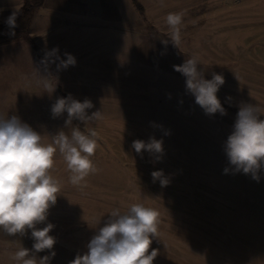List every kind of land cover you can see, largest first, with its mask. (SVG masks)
I'll list each match as a JSON object with an SVG mask.
<instances>
[{"label":"rangeland","instance_id":"obj_1","mask_svg":"<svg viewBox=\"0 0 264 264\" xmlns=\"http://www.w3.org/2000/svg\"><path fill=\"white\" fill-rule=\"evenodd\" d=\"M137 1L143 9L130 0L131 9L112 27L71 26L46 47L31 34L47 63L36 49L40 67L20 58L17 94L5 108L50 143L61 130L86 127L75 119L66 126V112L54 118L56 100L69 94L90 100L87 115L102 113L87 125L97 132L91 160L98 171L73 185L57 152L50 174L60 190L37 226L52 223L56 243L36 253L31 230L10 236L0 229V264H18L12 256L21 246L37 260L71 264L114 208L136 203L159 213L149 249H158L153 264H264V165L253 179L230 164L224 149L239 106L264 109V0ZM173 13L182 15L177 46L166 24ZM54 49L58 53L49 57ZM65 53L76 61L66 68ZM191 57L198 58L205 79L224 77L217 96L225 115L206 114L174 70ZM25 66L34 68L32 81L23 76ZM46 84L55 91L46 92ZM6 99L0 98V110ZM150 137L162 140V153L137 154L133 141ZM160 170L166 186L151 175Z\"/></svg>","mask_w":264,"mask_h":264},{"label":"clouds","instance_id":"obj_2","mask_svg":"<svg viewBox=\"0 0 264 264\" xmlns=\"http://www.w3.org/2000/svg\"><path fill=\"white\" fill-rule=\"evenodd\" d=\"M10 30L16 25V14L13 13L4 21ZM182 15L169 14L166 24L171 30V41L178 45L181 40L179 25ZM58 53V49L48 53L49 57ZM66 60L61 66L66 68L75 64V57L65 53ZM199 60L191 57L182 65H175L174 70L186 78V89L195 103L204 109L206 114L219 112L226 114L217 93L224 84V77L213 73L211 79H205L198 70ZM45 91L52 93L55 87L46 84ZM92 102L74 99L71 94L61 97L51 107L53 117L67 113L66 126L79 120L86 127H70V133L63 130L45 143L43 136L30 125L21 121L18 116H0V229L10 235L25 234L31 230L34 240L32 250L36 253L52 249L56 238L49 233L54 228L46 223L48 210L56 203L59 182L52 177L50 170L54 166V156L62 155L70 172V183L80 185L89 174L98 171L91 156L97 147V132L87 125L102 119L101 111L87 115L86 110L92 108ZM264 109L253 104H241L233 126V131L225 141L224 149L228 160L237 171L252 174L259 180V171L264 165ZM162 140L150 137L149 141L134 140L132 148L137 154L143 151L162 153ZM227 171V169H225ZM153 180L159 179L166 186L167 179L163 171L152 172ZM159 213L143 204H132L126 210L114 208L105 221L104 226L91 237L87 243V251L77 254L71 264H153L158 249H149L152 237H157ZM99 223V222H98ZM52 255H55L53 253ZM18 264H49V257L37 260L30 255V250L20 247L12 256Z\"/></svg>","mask_w":264,"mask_h":264},{"label":"crops","instance_id":"obj_3","mask_svg":"<svg viewBox=\"0 0 264 264\" xmlns=\"http://www.w3.org/2000/svg\"><path fill=\"white\" fill-rule=\"evenodd\" d=\"M23 2L0 0V22L16 13ZM130 7V0H44L35 10L30 32L41 46L46 47L45 41L58 39L71 26L81 28L86 25L97 29L120 24ZM25 56L34 67L36 64L40 67L35 48L26 39L17 38L0 43V98H7L1 107L0 116L11 117L10 110L5 107L9 105V98L17 94L18 62H22L20 58ZM32 68H23V76L26 75L31 81L34 79Z\"/></svg>","mask_w":264,"mask_h":264},{"label":"trees","instance_id":"obj_4","mask_svg":"<svg viewBox=\"0 0 264 264\" xmlns=\"http://www.w3.org/2000/svg\"><path fill=\"white\" fill-rule=\"evenodd\" d=\"M43 1L44 0H24L21 8L15 13L17 26L14 28V30H10L4 22H0V43L8 42L17 38H24L33 45L38 53L39 59L46 64V54L35 44L30 32V27L34 18L35 10L43 3ZM133 1L137 5L139 10L143 9L141 4L137 0Z\"/></svg>","mask_w":264,"mask_h":264}]
</instances>
